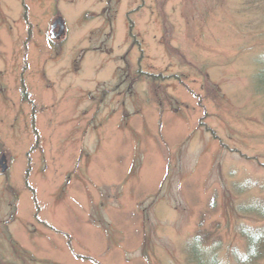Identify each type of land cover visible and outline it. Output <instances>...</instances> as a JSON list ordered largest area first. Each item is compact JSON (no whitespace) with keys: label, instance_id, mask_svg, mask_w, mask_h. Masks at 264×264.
<instances>
[{"label":"rangeland","instance_id":"rangeland-1","mask_svg":"<svg viewBox=\"0 0 264 264\" xmlns=\"http://www.w3.org/2000/svg\"><path fill=\"white\" fill-rule=\"evenodd\" d=\"M259 68L264 0H0V264H236Z\"/></svg>","mask_w":264,"mask_h":264},{"label":"trees","instance_id":"trees-1","mask_svg":"<svg viewBox=\"0 0 264 264\" xmlns=\"http://www.w3.org/2000/svg\"><path fill=\"white\" fill-rule=\"evenodd\" d=\"M258 74L264 75V69L259 68ZM261 217V215H260ZM264 217V213L262 214ZM244 245L242 250L238 251V249L233 248V259H236V264H263L264 262V224L245 228L242 230ZM201 235V234H200ZM200 235H196L197 237L191 241L190 248H193L196 251L200 249H204L201 244H203V238ZM189 248V249H190ZM205 250V249H204ZM199 253L196 257L189 258L190 263L192 264H221L218 262V258L216 257H204ZM200 256V257H198ZM194 259L197 260L194 262ZM224 264V263H222Z\"/></svg>","mask_w":264,"mask_h":264},{"label":"water","instance_id":"water-1","mask_svg":"<svg viewBox=\"0 0 264 264\" xmlns=\"http://www.w3.org/2000/svg\"><path fill=\"white\" fill-rule=\"evenodd\" d=\"M57 24H60V26H61V28H60V30H61V32L63 31V29H64V24H63V21L62 20H60V21H57V22H54V24H53V27H55ZM60 32V33H61ZM59 36V33H56V34H53V36L52 37H58ZM2 161H4V159L2 160ZM0 164H2V162L0 161ZM2 166H3V171H5L6 170V164H2Z\"/></svg>","mask_w":264,"mask_h":264}]
</instances>
